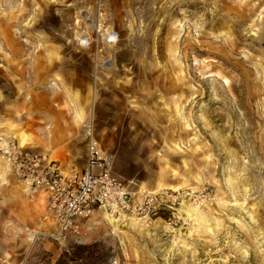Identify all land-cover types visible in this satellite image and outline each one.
<instances>
[{
	"label": "rangeland",
	"instance_id": "374dc122",
	"mask_svg": "<svg viewBox=\"0 0 264 264\" xmlns=\"http://www.w3.org/2000/svg\"><path fill=\"white\" fill-rule=\"evenodd\" d=\"M54 42L83 56L85 153L89 131L134 208L52 240L0 155V264H264V0H0V139L49 138L29 113L36 89L66 104L34 72Z\"/></svg>",
	"mask_w": 264,
	"mask_h": 264
},
{
	"label": "built area",
	"instance_id": "2783aa9c",
	"mask_svg": "<svg viewBox=\"0 0 264 264\" xmlns=\"http://www.w3.org/2000/svg\"><path fill=\"white\" fill-rule=\"evenodd\" d=\"M115 37L110 31L107 41L113 43ZM78 42L83 47L91 44L84 35H79ZM45 129L41 133L49 135ZM87 134V153L80 169H63L47 154L21 147L13 139H0V155L16 181L31 194H45L54 223V230L47 234L52 240L61 242L70 231L78 232L82 223L98 212L123 217L134 208L129 190L111 169L110 159L89 131Z\"/></svg>",
	"mask_w": 264,
	"mask_h": 264
},
{
	"label": "crops",
	"instance_id": "0c3cea01",
	"mask_svg": "<svg viewBox=\"0 0 264 264\" xmlns=\"http://www.w3.org/2000/svg\"><path fill=\"white\" fill-rule=\"evenodd\" d=\"M52 45V48L48 46L47 49L43 50L46 55L45 57H47L46 60L51 63V67L46 63L44 67L42 66L41 70L37 68L34 72L40 76L41 80L44 77L46 81L51 76L56 75L57 79L53 80L51 87L53 90L54 88H59V90L67 92L66 104H64V109L61 111L58 108L62 105L57 106L58 102L55 105L54 92L52 95L47 94L45 99H43L44 91L40 89L35 90L34 95L37 97L32 95V106L30 107L31 112L29 114L34 115L36 120L43 118L51 123L50 136L49 138L38 139L37 145L25 143L24 148L47 154L49 157L57 160L63 169L71 167L80 169L83 167L86 158L85 139L80 134L79 126V122L83 120L84 116L82 114L84 102L81 100L84 98L85 79L79 75L80 72L76 71L79 69V63L83 56L68 54L67 56L70 59L71 65L61 67L60 62H56L59 54V51L56 50L57 44L54 42ZM66 51L70 53V51ZM47 52L49 53V57ZM90 60L92 61V57ZM30 64L31 67L34 65V63ZM81 91L82 95L80 96L79 93ZM61 95L64 94L61 92ZM25 122H27V119ZM7 190L8 196L10 195L16 201L17 216L23 227L30 226L35 233L48 232L54 229L52 217L48 215L46 208V196L44 193L37 192L30 194L21 183L17 182H12ZM82 229L83 227L81 228L80 226L78 232L70 231L68 234L71 236L79 235L82 233Z\"/></svg>",
	"mask_w": 264,
	"mask_h": 264
},
{
	"label": "trees",
	"instance_id": "16d2710c",
	"mask_svg": "<svg viewBox=\"0 0 264 264\" xmlns=\"http://www.w3.org/2000/svg\"><path fill=\"white\" fill-rule=\"evenodd\" d=\"M165 209L164 208H158V209H156V213L158 214V215H160V216H162V217H165ZM77 248L78 249H84V246H77ZM65 255H66V253H64V252H61V254L59 255V257L57 258V260H56V264H58L62 259H64V257H65Z\"/></svg>",
	"mask_w": 264,
	"mask_h": 264
}]
</instances>
